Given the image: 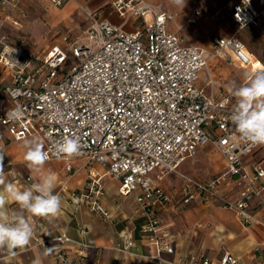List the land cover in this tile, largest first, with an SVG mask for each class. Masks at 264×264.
I'll return each instance as SVG.
<instances>
[{"label": "built area", "instance_id": "1", "mask_svg": "<svg viewBox=\"0 0 264 264\" xmlns=\"http://www.w3.org/2000/svg\"><path fill=\"white\" fill-rule=\"evenodd\" d=\"M19 1L0 0L5 18ZM49 1L61 7L69 0ZM112 6L121 19L119 24L89 11L83 37L67 40L64 46L51 45L42 54L11 46L0 36V62L14 72V80L3 86L10 103L0 108V126L15 140L39 134L49 152L48 160L57 158L54 146L65 136L80 139L78 156L85 158L90 169L82 186L70 195L76 209L84 204L92 212L110 217L101 202V176L91 169L101 164L106 165L105 175L118 180L121 195L140 189L136 200L151 214L159 205L171 208L176 216L201 199L197 192H205L243 220H253L247 212L251 201L264 208V167L245 157L261 145L242 139L231 125L235 99L230 92L216 98L197 84L207 62V49L185 43L180 24L177 32L168 30L166 23L172 14L160 2L114 0ZM203 14L199 5L194 6L188 22L195 23ZM230 16L240 28H256L264 35V0H236ZM129 24L134 28L131 31L125 29ZM210 50L229 52L235 62L252 65V72L257 69L252 53L236 32L214 37ZM204 145L212 146L223 158L226 171L207 183L184 176L180 198L172 202L171 194L155 184L149 173L158 170L162 176L176 170ZM228 178L237 186L236 199L218 196L215 191ZM156 222L151 216L145 230L155 232ZM54 239L63 242L69 237L62 233ZM154 242L155 252L149 256L161 262V249L171 251L172 246ZM80 245V252L89 246ZM132 245L127 238L115 247L128 252ZM56 258L64 260L63 251ZM236 262L227 252L220 264Z\"/></svg>", "mask_w": 264, "mask_h": 264}, {"label": "crops", "instance_id": "2", "mask_svg": "<svg viewBox=\"0 0 264 264\" xmlns=\"http://www.w3.org/2000/svg\"><path fill=\"white\" fill-rule=\"evenodd\" d=\"M113 1L69 0L63 6L55 7L48 0H20L9 14V18H5L0 7V27L5 21L11 22L6 28L4 26L0 28V36H4L9 45L31 53L40 52L36 49L45 45L42 49L45 53L51 45L64 46L67 40L83 37L88 25L80 36H73L67 32L49 43L52 32L57 28L63 30L67 27L70 31L77 28L81 20L88 18L89 11H96L99 18L119 24L121 19L113 9ZM148 1L160 2L163 9L172 14V18L166 23L168 30L177 32V25L180 24L183 30L179 33L185 43L191 41L207 49L205 53L207 62L197 80V84L207 94L220 98L229 92V88L244 83L245 77L252 73V65L242 66L232 59L229 52L214 53L210 47L216 36H230L240 32L243 37L246 31L259 33L256 28H240L236 25L237 28L232 31L219 26L215 21H210L204 16L205 12L195 22L198 26H193L195 23H189L187 16L196 6L194 2L187 0L183 8L175 9L174 5L165 0ZM180 12H183V21L179 18ZM230 19L232 20L231 16ZM125 29L131 31L134 28L129 24L125 25ZM245 44L252 53L257 69L264 67V45L260 42L254 45L249 41ZM1 47L0 43V49ZM13 80V70L0 62V108L10 103L3 86ZM35 137H38L45 147L44 139L39 134H29L15 140L0 126V152L4 154L6 181L23 189L37 182L41 175H46L49 171L55 173L54 193L59 194L61 198V210L57 217L51 220L29 217L34 226V234L29 244L14 250L0 248V264H172L186 260L189 264H220L227 252L237 258L235 264H264V208L256 200L251 201V206L247 210L253 217V220L249 221L243 220L235 210L221 205L216 197L210 198L205 192H197L202 196L201 199L190 203L176 216L171 214V208L159 205L151 214L136 200L140 189L126 196L121 195L118 180L104 174L106 165L95 164L91 169L101 176L104 190L101 202L110 212V217L104 218L84 204L76 209L71 202V193L82 186L90 169L83 156L48 160L40 172L28 167L24 160L26 149L23 144L25 140ZM208 148L214 150L212 146L206 145L200 146L196 151V154H203L200 157L202 162H208L200 169L202 174L208 175L205 179H200L204 183L226 171V163L222 157L223 169L219 167V163L217 168H213L210 154L205 153ZM261 152H264V145L246 156H251V161L245 157L246 161L254 162V158ZM195 155L185 158L176 170L162 176H159L158 170L149 173L155 184L171 194L174 203L180 198L183 177L193 176L183 171H195L194 161L188 159ZM172 173L180 175L177 186L173 182L179 175L175 177ZM215 191L218 196L227 199L238 197V189L232 178L222 182ZM7 207L10 212L18 211V205L14 203ZM25 215L29 216L27 213ZM153 215L157 220L156 231H146L145 228L150 224ZM62 233H66L69 239L63 242L54 239ZM127 238L132 239L133 245L128 252L119 251L115 246L123 244ZM155 240L160 246L168 244L172 246L171 251L161 249L164 259L161 262L149 256L155 252ZM80 242L89 244L82 252ZM257 246L262 249L257 250ZM59 251H63L64 260H57L56 255ZM205 259L207 263L203 262Z\"/></svg>", "mask_w": 264, "mask_h": 264}, {"label": "clouds", "instance_id": "3", "mask_svg": "<svg viewBox=\"0 0 264 264\" xmlns=\"http://www.w3.org/2000/svg\"><path fill=\"white\" fill-rule=\"evenodd\" d=\"M184 6L185 0H174ZM235 103L229 121L240 137L252 144L264 145V67L245 77V82L229 88ZM24 160L32 170L40 172L49 159L43 142L38 138L25 140ZM82 144L78 137L65 136L54 146L57 158H68L81 154ZM4 154L0 152V248L18 249L26 247L33 234L31 218L51 220L61 210V198L54 193L56 175L49 171L37 182L23 189L6 181L3 167ZM18 205V211L10 212L8 205ZM25 213L29 214L26 216Z\"/></svg>", "mask_w": 264, "mask_h": 264}, {"label": "rangeland", "instance_id": "4", "mask_svg": "<svg viewBox=\"0 0 264 264\" xmlns=\"http://www.w3.org/2000/svg\"><path fill=\"white\" fill-rule=\"evenodd\" d=\"M165 1L169 2L171 5H174L173 7H176L175 9H178L180 7L183 8L186 5V2H187V0H185L184 6H182L180 4H176L174 2V0H165ZM188 1H191L192 3L194 2L193 3L194 5H200L201 7H203V10H205L204 11L205 12L204 16H206V18H208L210 21H215L219 26H221L223 28H229L232 31L237 28L236 24H234L233 21L230 19V5H231L232 2H235V0H188ZM55 7H57V6H55ZM162 7H163V5H162ZM182 13L181 12L179 13V18H181V20L183 21ZM188 16H190V13H189ZM188 16H187V18H188ZM89 22H90L89 18L86 17V19H83V20H81L79 22V26H77V28H73L71 31L67 27H64L63 30H60L59 28H57L55 32L51 33V37L49 39V41H50L49 43L55 41L56 38H58L59 36L61 38V35L63 33H67V32H69V34L73 35V36L82 35L83 30L87 27ZM8 23L11 24V22H9V21L8 22L5 21V22L1 23L2 25H1L0 28H2L3 26H4V28H6L9 25ZM193 26H198V24L195 23V24H193ZM221 27H219V28L221 29ZM182 30H183V27H182ZM238 36L244 41V43L246 41H249L250 43L255 45V44H258L260 42V43H262V45H264V35H262L260 33H255V32L251 33L249 31H246L244 33V36L242 37V34L240 32H238ZM59 40L60 39H58V41ZM189 42H191V41H189ZM204 46H207V45H204ZM44 47H45V45L41 46V47H38L36 50L40 51V52H38L37 54L44 53L42 51V49ZM204 146H206V145H204ZM207 150L208 151L205 152V153L206 154L207 153L210 154V156H211L210 158L212 159L213 164H214L213 168H217L216 167L217 163H219V165H220L219 167H221V169H223L224 163H223V160H222L221 156L218 153H216L214 150L210 149V148H208ZM202 155L203 154L198 153L194 157L188 158L189 160H192V162L194 161L195 165H193V169H195L196 172L195 171H192V172L183 171V173L189 174V175H193V176H188V177L193 178L195 180L205 179V177H207L208 175L202 174V171L200 169H203V167L206 166V165L204 166L203 164H207L208 162L207 161L202 162V158H200V157H202ZM203 158H206V156L205 157L203 156ZM246 159L251 161V156L246 157ZM254 159H255V160H253L254 162H258L259 165L264 167V152L259 153ZM172 175L177 177L179 174L172 173ZM175 177H174V179H175ZM179 178H180V175L176 179V181L174 180V182H173L174 185L177 186V184L179 183L178 182Z\"/></svg>", "mask_w": 264, "mask_h": 264}]
</instances>
